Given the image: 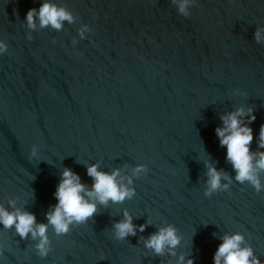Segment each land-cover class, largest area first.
Returning <instances> with one entry per match:
<instances>
[{
	"label": "water",
	"instance_id": "1",
	"mask_svg": "<svg viewBox=\"0 0 264 264\" xmlns=\"http://www.w3.org/2000/svg\"><path fill=\"white\" fill-rule=\"evenodd\" d=\"M42 2L0 0L8 46L0 55V203L12 199L46 223L60 172L68 168L90 185L91 164L130 177L135 195L98 205L65 235L49 228L44 258L34 241L0 230L3 264H175L168 250L156 256L143 246L166 224L181 236L176 254L194 264H212L225 232H240L264 261V189L233 180L203 196L205 161L234 175L214 134L221 115L251 108L249 148L264 151L256 139L264 124V43L253 40L264 28V0H196L187 18L170 0H49L73 22L28 30L25 13ZM83 24L91 31L81 39ZM140 164L147 171L132 177ZM259 177L264 185V172ZM125 211L145 227L117 241L112 226Z\"/></svg>",
	"mask_w": 264,
	"mask_h": 264
},
{
	"label": "clouds",
	"instance_id": "2",
	"mask_svg": "<svg viewBox=\"0 0 264 264\" xmlns=\"http://www.w3.org/2000/svg\"><path fill=\"white\" fill-rule=\"evenodd\" d=\"M176 5L181 16L187 18L190 9L196 5V0H170ZM73 15L63 6H57L49 0H43L38 8H30L24 16L25 26L28 30L50 27L60 30L64 22L72 23ZM91 29L87 24L81 25L78 35L81 39ZM26 39L31 40V36ZM253 40L264 43V28H257L253 32ZM75 45L76 41L73 40ZM7 44L0 39V55L7 52ZM246 117V120H245ZM220 126L214 129L218 146L224 149V159L231 166L234 175L229 178L220 170L215 169L207 161L203 196L210 197L218 191L228 190L231 182L247 183L254 192L259 193L264 189L260 182L259 173L264 172V151L251 152L249 145L253 140L252 129L249 125L255 120L251 108H237L219 117ZM257 147L264 149V124H261L257 133ZM29 159L36 158L35 145L28 152ZM147 171L145 165L140 164L132 169L131 176L138 177ZM86 175L91 179V184L81 182L79 176L68 168L60 172L55 191L52 193L55 204L45 212L46 223H36L34 214L15 207L14 201H7L8 207L0 203V230L11 229L21 240L25 238L34 241L33 249L39 258H44L50 251L48 229L56 236L65 235L70 227L85 224L97 211V206L107 205L109 202L121 203L132 199L135 190L131 187L130 177H121L118 169L110 173L98 170L97 164L86 167ZM222 181H224L222 183ZM9 208L12 210L9 211ZM123 220L113 224V239L125 240L134 236L137 231H143L145 225L134 226L131 216L127 211L122 213ZM150 221H146L149 223ZM215 251L212 255V264H264L257 258L252 247L245 241L240 232H225L219 237ZM181 243V236L172 224L158 227L143 241L144 249L151 250L153 255L160 256L168 250V255L176 256L175 264H194L192 258L185 259L184 254L177 255L174 249ZM0 264L3 261L0 260Z\"/></svg>",
	"mask_w": 264,
	"mask_h": 264
}]
</instances>
